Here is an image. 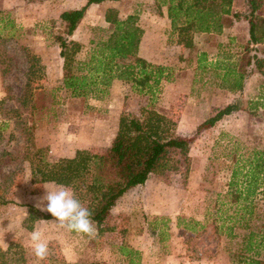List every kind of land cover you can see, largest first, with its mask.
Here are the masks:
<instances>
[{
    "label": "rangeland",
    "instance_id": "obj_1",
    "mask_svg": "<svg viewBox=\"0 0 264 264\" xmlns=\"http://www.w3.org/2000/svg\"><path fill=\"white\" fill-rule=\"evenodd\" d=\"M137 1L89 6L68 38L82 46L78 59L85 56L90 40L106 35L101 29L110 28L104 21L107 9L120 18L138 11L139 15L143 11L158 13L156 0ZM83 4L85 0H0V202L7 201L0 204V250L11 244L21 247L24 261L20 264H127L119 253L121 244L141 250L140 264H205L206 260L244 264V258L255 257V252L264 262V185L253 197L250 217L235 212L241 201L232 204L228 187L233 165L231 143H237L238 153L264 151V111L248 108L259 95L264 77L252 74L240 96V111L195 136L199 125L239 99L217 87L221 82L213 69H198V59L201 55H206L203 63L227 59L228 63L237 62L242 70L238 60L243 51L235 37L233 42L227 38L218 44L205 35L193 36L194 47L187 50L175 45L170 29L147 20L148 36L140 56L167 60L166 67L173 75L172 83L162 84L155 102L149 105L147 97L120 81L116 87L111 84L101 99H73L60 89L62 67L48 69L40 57L55 61L59 56L57 40L65 37L59 15ZM235 10L244 15L242 0H236ZM231 22L225 18L224 25ZM31 57L36 68L29 76ZM145 106L171 118L176 124L175 136L194 135L187 175L184 170L153 174L149 186L144 187L145 191L154 188L156 195L148 204L159 214L144 210L137 192L109 214L101 232L95 227L92 236L61 230L54 222L27 220V206L36 208L37 199L45 194L42 186L46 183L31 182V159L38 149L43 150L41 161L45 163L70 158L77 150L103 154L111 145L119 117H140ZM34 229L42 230L48 242L46 261H38L33 254L30 233ZM249 233L254 235L253 242L261 245L258 250L246 251Z\"/></svg>",
    "mask_w": 264,
    "mask_h": 264
},
{
    "label": "trees",
    "instance_id": "obj_2",
    "mask_svg": "<svg viewBox=\"0 0 264 264\" xmlns=\"http://www.w3.org/2000/svg\"><path fill=\"white\" fill-rule=\"evenodd\" d=\"M105 1L118 0H85L81 8L64 11L59 15L65 27V37L57 40L59 57L63 61L60 89L73 99H101L114 81H120L130 85L131 91L139 96L147 97L150 105L160 94L162 84L173 82V75L169 67L153 64L139 56L143 29L136 13L120 19L113 9H107L104 21L110 28L101 29L106 32L105 36L89 41L83 59L77 57L82 52V46L68 39L79 26L87 8ZM233 1L156 0L159 8L166 7L170 33L176 37L174 43L187 49L193 48L192 38L195 33L220 34L228 16L235 19L243 17L248 22L249 39L238 58L244 69L241 70L237 62L228 63L227 59L203 63L206 55H201L197 61V68L202 72H205L206 67L216 72L221 82L218 88L237 94L236 98L239 99L199 125L195 136L212 128L223 117L240 111V96L252 74L264 77V0H244V15L231 12ZM28 63L27 73L31 76L36 68L34 57L28 59ZM248 108L264 111V84ZM175 127L171 118L148 106L141 110L140 117L122 114L111 145L103 154L77 150L70 158L45 163L41 161L43 150L38 149L31 159V182L45 184L54 181L70 187L76 198L92 213L94 225L101 232L102 225L117 201L128 190L143 185L150 175L178 173L181 170L187 175L194 135L177 137L174 134ZM236 145L235 142L231 143L233 165L228 183L229 196L233 200L232 204L241 201L240 209L235 212L242 211L250 217L253 214V197L264 185V151L251 149L244 154L238 153L240 149ZM5 203L7 201L0 202ZM27 208V220L30 222L53 219L51 214L43 213L33 206ZM241 218L244 219V216ZM253 238L254 235L249 233L246 251L261 248L259 243L253 242ZM118 249L127 264H140L137 249L124 244ZM254 255L244 258V264H264L258 259V252ZM23 261V249L17 245L11 244L6 250H0V264H20Z\"/></svg>",
    "mask_w": 264,
    "mask_h": 264
},
{
    "label": "clouds",
    "instance_id": "obj_3",
    "mask_svg": "<svg viewBox=\"0 0 264 264\" xmlns=\"http://www.w3.org/2000/svg\"><path fill=\"white\" fill-rule=\"evenodd\" d=\"M42 187L45 189V194L37 199L35 207L51 214L54 220H40V222H54L59 229L81 236H92L96 232L92 213L76 198L70 187L54 181ZM30 244L36 259L46 261L49 246L42 230L34 229L30 233Z\"/></svg>",
    "mask_w": 264,
    "mask_h": 264
},
{
    "label": "crops",
    "instance_id": "obj_4",
    "mask_svg": "<svg viewBox=\"0 0 264 264\" xmlns=\"http://www.w3.org/2000/svg\"><path fill=\"white\" fill-rule=\"evenodd\" d=\"M143 1H146V0H143ZM243 1V3H244V11H246V4H245V2H244V0H242ZM105 2H108V3H110V2H114V1H105ZM137 2H142V0H139V1H137ZM147 2V1H146ZM235 2H236V0H234L233 1V3H232V7H231V12L233 13V14H242V13H238V11H236L235 10ZM86 3V2H85ZM102 3H104V2H102ZM101 4V3H100ZM83 5H85V4H83ZM82 5V6H83ZM91 6V5H90ZM112 7H116V5L114 4V5H112ZM111 7V8H112ZM117 8V7H116ZM78 9V8H77ZM139 12V11H138ZM136 13L137 15H138V17H139V25H140V27L143 29V36H142V38H141V42H140V46H139V56H140V52H141V50H142V48H143V46H145V40H146V37L148 36L147 34H148V29H147V23H146V21L147 20H151V22L153 23V25H156V23L157 24H163L166 28H168V29H170V22H169V20H168V18H167V11H166V7H161V8H159V11H158V13L156 14V13H154V12H150V13H148V12H142L140 15H139V13ZM130 14H132V13H127V15H130ZM153 14V15H152ZM155 14V15H154ZM244 14V13H243ZM127 15H125L124 16V18L127 16ZM117 17L118 18H120V16H118L117 15ZM241 17V16H240ZM227 18H230V19H232V22H231V25H224L223 26V29H222V32L220 33V34H202V33H195V34H193V36H195L196 37V35H199V36H204L205 35V38L206 37H210V36H212V37H214L217 41H219V43L218 44H221V42H224L225 41V39H227V38H229V41L228 42H233V40H234V37H235V40H237V43L239 44L238 45V47L241 49V50H243V48H241L242 47V45H244V44H246L247 43V41H248V39H249V35H248V22L243 18V17H241V18H239V19H233V17L232 16H228ZM120 19H122V18H120ZM151 24V23H150ZM152 25V24H151ZM238 36V37H237ZM193 39V38H192ZM194 39H193V47H194ZM176 46H179V45H177V44H175ZM185 49H187V48H185ZM187 50H190V49H187ZM205 52L207 53V51H206V47H205ZM140 57H142V56H140ZM41 59H42V63H43V65H45L48 69H50V68H52V65L54 66V67H58V66H60V67H62V62H61V59H60V57L59 56H57L56 55V59H57V61H56V59H55V61L53 62V61H49L50 60V58L49 57H47V56H41L40 57ZM142 58H144L145 60H147L148 62H151V63H153V64H156V65H162V66H167V65H169L168 64V61L167 60H162L161 59V57H158V58H153V59H151V58H145V57H142ZM51 65V66H50ZM53 69V68H52ZM119 81H114L113 83H112V86L114 87H116V84L118 83ZM0 96H1V92H0ZM260 111H262V110H260ZM151 176V175H150ZM150 176H149V178L147 179V181L143 184V185H138V186H135L134 188H132V189H130V190H128L118 201H117V203H116V205L111 209V211H110V213H113V212H115V210H116V208L121 204V202L122 201H125L127 198H129L131 195H133V194H136L137 192H139L140 193V195H138L137 196V200H138V202H139V205H141V206H143V208H144V210L146 209V208H149V210L151 211V213H155V214H159L158 212H156V209L155 208H153L152 209V207L150 208L149 207V204H148V201L149 200H151V196L152 195H154V193H155V191H152L153 189H146V191H145V189H144V187L145 186H149V182L151 181L150 180ZM155 195H156V193H155ZM138 198H142L141 200H142V202H140L139 201V199ZM154 198V197H153ZM143 199H144V201H143ZM134 200H135V198H132V200H131V202H134ZM155 210V211H154ZM109 213V214H110ZM209 214V213H208ZM210 215V214H209ZM205 219L207 220V216H206V213H205ZM137 249V248H136ZM137 250H139V249H137ZM139 251H141V250H139ZM205 264H214V262H212V261H210V260H206L205 261Z\"/></svg>",
    "mask_w": 264,
    "mask_h": 264
}]
</instances>
